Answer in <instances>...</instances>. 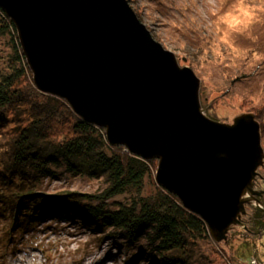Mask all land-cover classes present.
<instances>
[{"label": "water", "instance_id": "95a60500", "mask_svg": "<svg viewBox=\"0 0 264 264\" xmlns=\"http://www.w3.org/2000/svg\"><path fill=\"white\" fill-rule=\"evenodd\" d=\"M34 86L56 96L108 142L156 160V183L225 241L250 205L264 165L252 114L208 117L200 80L154 40L127 0H0Z\"/></svg>", "mask_w": 264, "mask_h": 264}, {"label": "trees", "instance_id": "16d2710c", "mask_svg": "<svg viewBox=\"0 0 264 264\" xmlns=\"http://www.w3.org/2000/svg\"><path fill=\"white\" fill-rule=\"evenodd\" d=\"M0 38L12 49L8 63L0 67L1 116L24 117V125L15 127L13 143L8 145L13 147L15 172L2 188L12 198L7 213L13 226L21 228L26 223L37 224L65 215L77 217L82 228L94 233L113 229L120 240L136 242L151 233L149 245L154 256L163 258L165 264L186 262L201 246H218L206 223L156 183V160H145L123 146L111 145L104 129L84 121L66 101L34 86L16 29L1 9ZM248 112L244 114L254 115L259 123L264 144V115L256 104ZM65 175L72 180L97 182L99 186H93L94 192L49 193L51 183L45 181H57ZM0 179L6 182L1 176ZM255 182L257 190L264 192V165ZM257 199L264 207V195ZM236 235L241 257L238 260L242 264L256 258L261 261L257 249L264 251V242L260 244L264 239L262 208L246 207L240 225L231 227L227 238ZM227 258L231 264L236 261Z\"/></svg>", "mask_w": 264, "mask_h": 264}, {"label": "rangeland", "instance_id": "374dc122", "mask_svg": "<svg viewBox=\"0 0 264 264\" xmlns=\"http://www.w3.org/2000/svg\"><path fill=\"white\" fill-rule=\"evenodd\" d=\"M127 1L154 40L175 55L178 66L189 67L198 77L200 101L208 117L231 123L237 116L249 113L253 104L264 115V0ZM2 40L0 67L8 63L12 53L11 47ZM2 114L0 111V176L6 182L0 179V264L164 263L163 258L154 256L149 245L151 233L136 242L120 240L112 233L113 229L94 233L82 228L77 217L65 215L37 224L26 223L21 228L13 226L7 213L12 198L2 188L15 172L13 147L8 145L10 141L13 143L14 129L23 124L24 117L3 119ZM19 127L22 129V125ZM261 145L264 150L262 142ZM68 176L45 181L51 183L47 188L49 193L94 192L93 186H99L97 182L91 184ZM237 235L226 237L230 244L226 240L216 242L220 249L201 246L186 262L177 264H231L227 257L236 260L234 264H242L238 260L241 257ZM263 242L264 239L260 244ZM257 251L260 263L264 264V251ZM259 261L256 258L250 264H259Z\"/></svg>", "mask_w": 264, "mask_h": 264}, {"label": "bare ground", "instance_id": "6f19581e", "mask_svg": "<svg viewBox=\"0 0 264 264\" xmlns=\"http://www.w3.org/2000/svg\"><path fill=\"white\" fill-rule=\"evenodd\" d=\"M13 23V22H12ZM13 25H14V23H13ZM14 27H15V25H14ZM161 264H164V263H161Z\"/></svg>", "mask_w": 264, "mask_h": 264}, {"label": "clouds", "instance_id": "9594fccd", "mask_svg": "<svg viewBox=\"0 0 264 264\" xmlns=\"http://www.w3.org/2000/svg\"><path fill=\"white\" fill-rule=\"evenodd\" d=\"M18 37V36H17Z\"/></svg>", "mask_w": 264, "mask_h": 264}]
</instances>
